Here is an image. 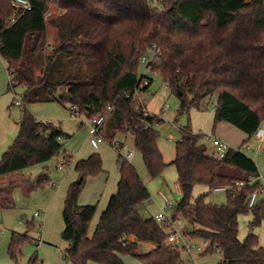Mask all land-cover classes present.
I'll return each instance as SVG.
<instances>
[{
  "label": "trees",
  "instance_id": "trees-1",
  "mask_svg": "<svg viewBox=\"0 0 264 264\" xmlns=\"http://www.w3.org/2000/svg\"><path fill=\"white\" fill-rule=\"evenodd\" d=\"M34 12L59 10L49 24L56 31L47 50L48 29L23 32L18 54L0 49L10 75L9 90L25 89L23 101L57 102L78 106L92 120L105 117L101 134L114 144L119 133L134 137L149 176L155 179L167 168L159 148L157 125L162 120L146 113L133 93L141 88V59L152 45L161 51L154 67L173 92L181 93L182 111L200 108L217 95L215 128L225 122L238 128L250 141L264 123V0H32ZM30 12L18 11L11 0H0V47L5 32ZM47 50V51H46ZM70 138L53 123L38 121L26 109L19 132L0 160V199H10L21 185L27 193L51 181L47 172L37 178H4L57 156L69 162L63 140ZM178 173L180 200L171 217L193 229L191 240H206L204 254L219 252V264H264V248L255 230L264 221V200L249 208L250 195L261 187L259 168L252 157L230 148L223 158L209 153L202 135L189 126L181 130L172 162ZM118 191L101 215L92 236L89 227L96 215L94 205L80 206L86 179L103 173L102 158L93 154L75 164L80 182H73L63 207L62 238L69 242L65 258L71 264H125L130 256L148 264H181V252L166 244L167 229L154 217L145 218L139 208L150 193L135 167L121 160ZM225 188L223 205L193 197L194 188ZM252 214L249 233L239 238V217ZM26 234L12 233L9 253L16 259L28 241ZM143 244L154 249L143 252ZM28 264H43L33 255Z\"/></svg>",
  "mask_w": 264,
  "mask_h": 264
},
{
  "label": "rangeland",
  "instance_id": "rangeland-1",
  "mask_svg": "<svg viewBox=\"0 0 264 264\" xmlns=\"http://www.w3.org/2000/svg\"><path fill=\"white\" fill-rule=\"evenodd\" d=\"M149 1L159 6L157 3L159 0ZM37 7L38 9L28 13L22 19L19 26L10 27L11 29L5 32V43L0 47L2 51L18 54L23 32L39 27L48 29L47 50L51 48L50 44L54 43L56 31L49 22L60 12L51 8L48 12L52 15L47 16L48 12L43 11L41 4H37ZM12 31H15L13 35L11 34ZM143 73L144 67L141 66L140 74ZM149 75L154 80L150 91L141 93V99L135 102L141 104L147 113L162 120L157 125L160 133L158 145L167 168L161 176L155 179L149 176L142 154L135 149L134 140L130 134L119 133L114 144L104 141L98 149H95L89 142L88 125L73 117L68 106L65 108L57 102L28 103L27 105L24 104L23 107L16 106L17 99L23 100L25 89L16 87L14 90H9L10 78L3 58L0 56V160L18 135L24 109L38 121L51 122L70 136V138L63 140V151H66L70 156V160L63 165L62 169L59 165L64 159L60 155L47 163L31 166L4 178V181H11L23 176L35 179L40 174L47 172L51 181L45 187L29 193L25 191L24 187L18 185L12 189L10 199H0V264H28L33 255H37L39 261L44 264H71L65 258L69 242L62 238L64 230L62 212L65 196L69 186L80 180L74 169L75 164L88 159L93 154L101 156L104 173L86 179L80 199V203L83 205L97 207L96 215L89 227V236L93 235L102 213L108 208L112 195L117 192L121 179L119 153H121V160H123L126 153L134 152L131 165L135 167L150 193V200L141 207L143 215L155 217L162 212L166 206V198L173 206L179 202L181 197L178 191V173L172 162L176 154V144L181 139V130L189 126L194 133L201 134L202 143L212 154L211 136L216 134L214 117L218 99L217 95H212L202 102L199 109L192 107L189 111H182L180 96L173 92L158 75L152 73ZM115 144L123 145L120 152L118 145ZM252 147V150L246 154L252 157L259 168V174L264 176V155L254 153L257 144H253ZM202 194H207L205 197L207 203L223 205L227 201L225 190H210L205 185H197L194 188L193 197L198 198ZM260 200H264V192L259 197L258 201ZM36 212L44 213V223H41L39 218L34 217ZM168 213L169 215L172 214L171 211ZM252 218L251 213L239 217V238L241 240H244L248 235L249 222ZM183 227L186 235L189 236L193 227L184 221ZM13 232L26 234L29 238L21 247V252L16 259H12L9 253ZM255 233L259 237L260 246L264 248V221L255 230ZM189 239L191 240V238ZM40 240L41 244L39 243ZM192 241L199 242L200 240ZM142 251L145 252L144 247H142ZM194 256L196 258L195 263L191 262V258L185 250H181L182 262L185 264H218L220 261V255L217 252L199 255L198 252L194 251ZM123 261L125 264H134L136 259L125 256ZM89 264L97 263L90 262Z\"/></svg>",
  "mask_w": 264,
  "mask_h": 264
},
{
  "label": "built area",
  "instance_id": "built-area-1",
  "mask_svg": "<svg viewBox=\"0 0 264 264\" xmlns=\"http://www.w3.org/2000/svg\"><path fill=\"white\" fill-rule=\"evenodd\" d=\"M11 1H12V6L15 7L18 11H23L27 13L35 9V4L32 0H11ZM51 15H52L51 13L49 12L47 13V16H51ZM15 24H16V19H13L11 21L10 27L13 28ZM160 60H161L160 49L158 48L157 45H152L149 48L148 52L141 59V65L144 67V73L142 75L146 76L145 78L142 79V83L140 86L141 88L149 86L150 80L149 78H147V76H149V73L154 74L153 69L160 62ZM141 93H142L141 89H137L134 91L133 98L135 101L141 99ZM24 104H25L24 101L20 99H17L15 103V105L19 107H23ZM68 109L73 117L79 119L81 123L88 125L89 142L91 143L93 148L98 149L100 144L104 142V138L101 134V130L105 123V117L101 116L89 120L81 114L80 108L78 106H68ZM211 138H212V149H213L212 154H214L218 158H223L227 153V151L230 149L229 144L223 139L219 138L218 136L214 135L211 136ZM253 144L254 145L257 144L254 153L257 155H264V123L257 129L254 137L248 143L243 144L242 146H240L235 150L246 153L252 150ZM115 145H118V151L120 152L121 149L123 148L122 147L123 145L122 144H115ZM133 157H134V152L129 151L124 155L123 160L131 163ZM66 163L67 162L63 160V162L59 165V167L62 169L63 165ZM255 181H260L261 187L250 195L248 200L249 208H252L257 204L259 197L264 192V176L259 175L258 178L252 179V182ZM217 190H225V188H219ZM172 206H173L172 203L166 198V206L162 209V212L157 214L154 218L157 222L164 223L167 229L166 244L170 247L179 250L180 252L181 250H185L187 254L190 256L191 262L195 263L196 258L194 256V251L198 252L199 255H204L210 248V242L206 240H200L199 242L188 241L186 231L183 227V220L174 219L168 213L169 211H171ZM34 217L39 218L41 223H44L45 221V216L43 212H36ZM39 243L40 244L42 243L41 240L39 241ZM217 253L220 255L221 258V254L219 252ZM138 264H148V263L141 262ZM181 264H185V263H181Z\"/></svg>",
  "mask_w": 264,
  "mask_h": 264
},
{
  "label": "crops",
  "instance_id": "crops-1",
  "mask_svg": "<svg viewBox=\"0 0 264 264\" xmlns=\"http://www.w3.org/2000/svg\"><path fill=\"white\" fill-rule=\"evenodd\" d=\"M22 22V21H21ZM21 22L18 24V26L21 24ZM15 33V31H12L11 34L13 35ZM5 65H6V62L5 60L3 59ZM8 72V71H7ZM9 75V73H8ZM9 78H10V75H9ZM154 82V80H153ZM63 106V105H62ZM65 107V106H64ZM66 108V107H65ZM62 130V129H61ZM131 135V134H130ZM215 136H218L219 138L223 139L224 141H226L230 148H233V149H237L239 148L240 146H242L243 144H246L248 143V136L242 132L241 130H239L238 128L232 126L231 124H228V123H225V122H222L220 124H218V126L216 127V134H214ZM132 136V135H131ZM133 140H134V137L132 136ZM134 145H135V141H134ZM103 173H104V170H103ZM84 191V190H83ZM118 191V189H117ZM178 191H179V194H181V191H180V187H179V184H178ZM117 193V192H116ZM115 193V194H116ZM114 195V194H113ZM112 195V196H113ZM82 198V194L80 196V199ZM112 198V197H111ZM80 199H79V205L80 206H86V205H83L80 203ZM111 201V199H110ZM110 203V202H109ZM109 206V205H108ZM142 207V206H141ZM141 207L139 208V212L142 214V209ZM105 212V211H104ZM103 212V213H104ZM102 213V214H103ZM159 214V213H158ZM142 216H144L145 218H151L152 216H145L142 214ZM190 232V231H189ZM187 240L188 241H192L189 239V236H187ZM145 248V252L147 251H150L152 249L155 248V246L151 245V244H143V246ZM221 259V258H220ZM220 262V261H219ZM139 261L136 260L134 262V264H138ZM44 264V263H43ZM219 264V263H218Z\"/></svg>",
  "mask_w": 264,
  "mask_h": 264
},
{
  "label": "water",
  "instance_id": "water-1",
  "mask_svg": "<svg viewBox=\"0 0 264 264\" xmlns=\"http://www.w3.org/2000/svg\"><path fill=\"white\" fill-rule=\"evenodd\" d=\"M179 96H181V93H179ZM81 180H79L78 182H80Z\"/></svg>",
  "mask_w": 264,
  "mask_h": 264
}]
</instances>
